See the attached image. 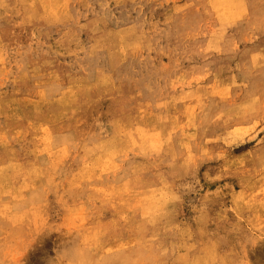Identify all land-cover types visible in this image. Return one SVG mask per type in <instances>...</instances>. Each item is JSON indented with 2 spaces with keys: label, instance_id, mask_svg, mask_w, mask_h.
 <instances>
[{
  "label": "rangeland",
  "instance_id": "1",
  "mask_svg": "<svg viewBox=\"0 0 264 264\" xmlns=\"http://www.w3.org/2000/svg\"><path fill=\"white\" fill-rule=\"evenodd\" d=\"M0 264H264V0H0Z\"/></svg>",
  "mask_w": 264,
  "mask_h": 264
}]
</instances>
